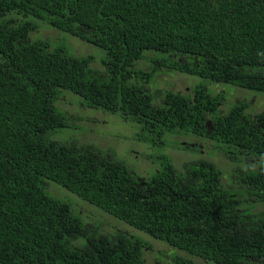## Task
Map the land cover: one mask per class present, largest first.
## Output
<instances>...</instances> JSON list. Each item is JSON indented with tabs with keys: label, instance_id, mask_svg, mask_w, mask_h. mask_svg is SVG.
Wrapping results in <instances>:
<instances>
[{
	"label": "trees",
	"instance_id": "obj_1",
	"mask_svg": "<svg viewBox=\"0 0 264 264\" xmlns=\"http://www.w3.org/2000/svg\"><path fill=\"white\" fill-rule=\"evenodd\" d=\"M39 23L101 49L103 69ZM167 72L209 83L162 89ZM208 84L264 95V0H0V264H145V239L87 225L74 200L205 263L264 264V110ZM61 101L199 156L161 155L143 181L114 151L55 139L82 120Z\"/></svg>",
	"mask_w": 264,
	"mask_h": 264
},
{
	"label": "rangeland",
	"instance_id": "obj_2",
	"mask_svg": "<svg viewBox=\"0 0 264 264\" xmlns=\"http://www.w3.org/2000/svg\"><path fill=\"white\" fill-rule=\"evenodd\" d=\"M36 34L41 36L38 37L39 39H49L55 46L61 43L64 39L66 44L70 47L72 52L76 54V56L91 55L95 59L92 67L96 69H103L102 60L105 57V53L94 45L84 42L69 34H64L47 24H40ZM42 36L50 37L44 38ZM140 64L148 65V62L143 61L140 62ZM156 81L162 89H170L182 93L189 92L196 86L209 83L199 77L177 72H167L165 74L161 73L157 77ZM208 88L213 91L214 94H224L226 96L225 101L227 103L241 100L247 101L250 104L251 113H257L264 110V95H259L260 93L243 90L233 86L229 87L226 85L216 84H208ZM59 105L67 112H70L72 116L77 118L81 117L82 120L77 121L74 126L70 125L66 129L57 131L53 134L55 135V139L63 143H69L75 140L80 143L93 144L99 148L105 150L108 149L112 152L114 151L118 157H120V159L124 161L125 164L143 181L150 178L154 171H156L158 167V157L161 155L166 154L171 157L173 163L178 168L181 166L183 167L185 163L193 160L196 156H199L197 153L181 149L174 143L171 144L166 142L163 147H152L147 145L145 142H141L137 138V134L139 133L138 126L134 123L123 121L119 116L114 115V117L103 111L98 112L99 110H82L81 112H78L74 105L67 103L66 101H61ZM174 139L180 140L181 144L185 141L183 137ZM188 142H191L192 144L195 143L196 146L207 144L201 139L188 140ZM211 158L213 160L216 159L217 154L211 155ZM217 164L222 167H228L227 162L226 165ZM68 197L70 196L65 191H63L62 195H60V198L62 199ZM74 212H78V215L89 226L101 227L102 224L107 230H118L129 235H138L145 239L148 243V248L145 249L143 253L145 264H174L171 257H174V253L178 251L169 247L165 243L154 240L138 232L126 223L101 213L95 207L86 203L81 204L77 200H74ZM178 256L186 261L190 260L192 264H208L198 258L186 255L183 252H178Z\"/></svg>",
	"mask_w": 264,
	"mask_h": 264
}]
</instances>
